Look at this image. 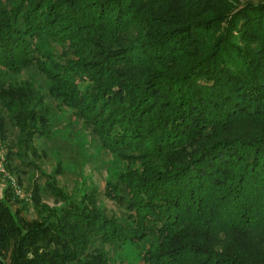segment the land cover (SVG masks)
I'll use <instances>...</instances> for the list:
<instances>
[{
	"label": "trees",
	"instance_id": "obj_1",
	"mask_svg": "<svg viewBox=\"0 0 264 264\" xmlns=\"http://www.w3.org/2000/svg\"><path fill=\"white\" fill-rule=\"evenodd\" d=\"M63 109L128 163L101 194L63 193L28 159L40 139L68 161ZM0 147L18 185L47 179L28 220L6 178L0 264L134 247L145 264H264V0H0Z\"/></svg>",
	"mask_w": 264,
	"mask_h": 264
},
{
	"label": "rangeland",
	"instance_id": "obj_2",
	"mask_svg": "<svg viewBox=\"0 0 264 264\" xmlns=\"http://www.w3.org/2000/svg\"><path fill=\"white\" fill-rule=\"evenodd\" d=\"M247 1L258 2L263 0H238V3L244 4ZM23 76H27V74ZM23 76L21 75V78H23ZM70 112L69 109L58 110L57 115L60 120L58 127L64 128V130L56 128L54 131L55 134L58 131L60 135L67 136L70 141L59 140L58 142L61 148L66 151V155L69 158L68 161L64 160L57 150L45 153V146L40 139L36 140V152L28 153V159L36 162L42 171L51 176V178L55 177L56 181L59 182L60 187L63 189V193L65 192L69 195L71 193L75 194L82 187L93 185L98 187L101 194L106 187L107 180L126 170L128 168V163L106 152L102 147L97 146L88 132L84 131L81 126L72 125L74 124V118L71 119ZM66 126L67 128H65ZM16 136L17 130L11 129V139H13V141H15ZM33 175V180L37 178L42 185H45L47 179L44 175L41 174V178L40 173L37 171H35ZM32 179L25 178L23 180L24 182L19 185L21 194L18 195L20 201L24 200L26 203L25 207H23L22 214L28 220L37 217V213L33 209L34 207L31 202L32 185L30 183ZM6 182V178L0 175V197H3ZM99 197V204L105 207L109 214L120 213V208L114 201L104 195H99ZM58 199L59 196H53L48 193L43 201L46 204L55 206L57 204L56 200ZM59 204L61 203L58 201V205ZM20 206L18 202L13 203L14 208H19ZM112 255L116 264H145L138 259L137 247L126 249L118 254L113 253Z\"/></svg>",
	"mask_w": 264,
	"mask_h": 264
},
{
	"label": "built area",
	"instance_id": "obj_3",
	"mask_svg": "<svg viewBox=\"0 0 264 264\" xmlns=\"http://www.w3.org/2000/svg\"><path fill=\"white\" fill-rule=\"evenodd\" d=\"M4 161H5V151L0 149V175L4 176L5 178L8 177L11 180V182H12L11 184L14 187V190L19 195V194H21V189H20L19 185L17 186V181H16L15 177L12 176L9 173V171L6 169Z\"/></svg>",
	"mask_w": 264,
	"mask_h": 264
}]
</instances>
